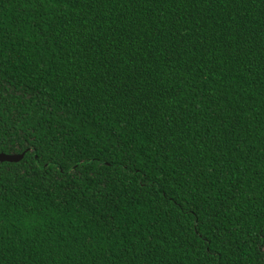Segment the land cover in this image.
<instances>
[{
	"label": "trees",
	"instance_id": "16d2710c",
	"mask_svg": "<svg viewBox=\"0 0 264 264\" xmlns=\"http://www.w3.org/2000/svg\"><path fill=\"white\" fill-rule=\"evenodd\" d=\"M0 264H264V0H0Z\"/></svg>",
	"mask_w": 264,
	"mask_h": 264
},
{
	"label": "water",
	"instance_id": "95a60500",
	"mask_svg": "<svg viewBox=\"0 0 264 264\" xmlns=\"http://www.w3.org/2000/svg\"><path fill=\"white\" fill-rule=\"evenodd\" d=\"M24 156V152L22 153H4L0 152V162L8 161V162H18Z\"/></svg>",
	"mask_w": 264,
	"mask_h": 264
}]
</instances>
